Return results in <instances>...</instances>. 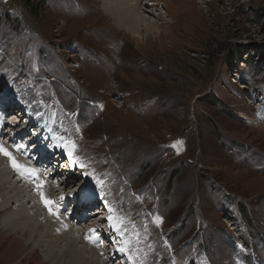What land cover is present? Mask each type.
<instances>
[{
    "label": "rangeland",
    "instance_id": "rangeland-1",
    "mask_svg": "<svg viewBox=\"0 0 264 264\" xmlns=\"http://www.w3.org/2000/svg\"><path fill=\"white\" fill-rule=\"evenodd\" d=\"M146 2L158 32L136 39L102 0H0V93L48 128L58 112L129 235L110 260L264 264V0ZM18 233L0 229V264L54 263Z\"/></svg>",
    "mask_w": 264,
    "mask_h": 264
},
{
    "label": "bare ground",
    "instance_id": "bare-ground-1",
    "mask_svg": "<svg viewBox=\"0 0 264 264\" xmlns=\"http://www.w3.org/2000/svg\"><path fill=\"white\" fill-rule=\"evenodd\" d=\"M102 2L103 11L112 19V23L117 28L129 32L132 37L141 38L142 31H144L145 35H153L156 31L158 32L156 20L147 16L149 11L140 6L142 4L141 0H102ZM0 101L3 102L0 107V148L10 153L16 163L21 166L19 169L13 168L9 158L0 152L2 156V158L0 157V199L2 200L0 203V216H4V218L0 219V229H7V232L11 233L19 232L22 235H28L25 248L31 245L33 249L37 248L43 252L44 248L40 247L42 243H38L39 240L46 243L47 246L50 245L52 251H46L45 255L54 262L53 264H60L61 262L58 259L59 255L55 250V246H60L61 251L59 253L64 255L66 252L67 255H70L74 264H115L112 263L113 261H116V264H132L127 260L123 259L120 261L119 259L129 253L127 252L128 242L121 234L122 232L125 235L128 233L126 234L125 232V226L121 223L120 216L117 218V216L113 217L111 214V221H97V218L104 212L95 209L98 206L94 207V205H90L89 215L78 214L81 211L79 209L80 204L83 202L92 204L94 202V193L87 189L91 187L95 190L98 189L92 186L90 182L83 180L82 168L77 167L75 160L72 158L73 150L71 156L69 155L66 147L68 139L66 137L63 138V134H61L66 132L57 129V123L61 120L58 112L54 114L52 130L49 131L46 120L43 122L38 120L42 119L40 114L33 119L19 112L21 113L19 114V121L8 123L1 117V113L6 112L5 107L12 103V98L5 93H0ZM15 114L7 115V119H17ZM241 117L248 118L245 115ZM30 131L34 133L31 138H28L31 134ZM25 138L28 139L26 140ZM46 147L54 153H60L61 157H67V160L74 165V169H71V171L64 169L63 171L62 167L61 170L59 167V170L56 171L55 169L52 171V167H50L47 173L34 170L32 165L36 164L37 153H40ZM43 156L45 157L46 155L44 154ZM49 158L52 160V156ZM60 165L61 163L59 162L58 166ZM80 175H82V180H79ZM25 180L28 181L27 188L24 187ZM63 182L66 183L64 187L70 184L74 188L71 190L67 187L64 191L60 184ZM52 183L56 184L51 185ZM41 192L44 194V199L52 202L57 201L58 198L63 199L62 201L65 203L70 201L72 205L76 198L80 201L73 205L74 209L71 210L72 215L70 216H68L69 212L64 207L55 209L52 203L50 206L52 213H54L52 216L49 208L45 207L41 199ZM96 201L99 204L102 203L104 209L110 211V206L102 194L95 199ZM15 203H17L16 207L10 210ZM76 214H78L77 217L75 216ZM32 217L35 222L30 221ZM63 217H66L65 220L62 219ZM67 218L72 220V222L75 221V223L67 222ZM107 223H112L114 226L121 225V227L118 232L116 230L119 227H115L113 231H108L104 229ZM86 225L91 226L89 232L85 229ZM109 237L113 243L112 248H108L103 243ZM122 239L125 246L123 254L120 252ZM100 248L104 250L105 256L103 259ZM112 255H119V258L115 260L116 258L113 259V257L110 260L109 258Z\"/></svg>",
    "mask_w": 264,
    "mask_h": 264
},
{
    "label": "snow or ice",
    "instance_id": "snow-or-ice-1",
    "mask_svg": "<svg viewBox=\"0 0 264 264\" xmlns=\"http://www.w3.org/2000/svg\"><path fill=\"white\" fill-rule=\"evenodd\" d=\"M66 147H67V146H66ZM72 147H74V146H72ZM68 150H69V155L71 156V154H72L71 147H69ZM0 152H2L5 156H7V157L9 158V160H10L11 163H12L13 168L19 169V168L21 167V166L18 165V164L16 163V161L12 158L11 154L8 153L7 151H5L3 148H0ZM40 195H41V199H42V201H43L45 207L49 208V212H50V214H54V213H52V211H51V207H50L51 204H52L53 202L50 201V200L44 199V194H43V192H41ZM111 219H112V218L109 217V220H110V221H111Z\"/></svg>",
    "mask_w": 264,
    "mask_h": 264
}]
</instances>
